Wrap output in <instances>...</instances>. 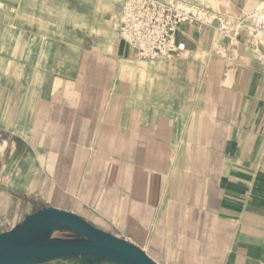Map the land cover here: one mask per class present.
I'll return each mask as SVG.
<instances>
[{"label": "crops", "instance_id": "1", "mask_svg": "<svg viewBox=\"0 0 264 264\" xmlns=\"http://www.w3.org/2000/svg\"><path fill=\"white\" fill-rule=\"evenodd\" d=\"M243 2L250 13L258 6ZM2 3L0 11L17 1ZM217 6L238 15L231 0ZM196 29L178 27L176 55ZM244 37L214 79L210 144L183 157L179 117L163 112L162 96L148 100L130 66L141 59L121 38L127 78L114 94L112 75L95 92L78 79H21L20 37L0 36V234L51 207L135 244L158 264H264V35L259 56ZM154 87L160 94L161 83ZM220 91L232 94L230 110Z\"/></svg>", "mask_w": 264, "mask_h": 264}, {"label": "rangeland", "instance_id": "2", "mask_svg": "<svg viewBox=\"0 0 264 264\" xmlns=\"http://www.w3.org/2000/svg\"><path fill=\"white\" fill-rule=\"evenodd\" d=\"M16 1L15 6L0 11V36L20 37L15 46L22 64L21 79L36 85L78 79L87 87L92 84L95 92V87L107 79L109 83L112 75L113 93L121 90L123 79L127 78L123 75L127 64L120 56L123 43L118 24L125 0ZM179 1L203 11L208 17L221 14L231 22L244 20L251 14L250 8L244 10L243 0H231L238 15L217 6V0ZM16 24L17 29L12 28ZM194 24L200 29H196L179 55L171 59L139 60L130 65L141 75L140 84L148 100L162 96L163 112L175 111L179 117L175 119L179 133L177 148L183 157H188L191 149L195 152L210 144L215 128L210 118L219 95L214 79L221 75L225 61H229V51L243 36L242 33L236 38L235 30H231L230 35L219 38L218 28L223 26L219 18L207 25ZM248 48L259 56L258 47ZM160 83L159 94L154 85ZM220 99L230 110L232 94L220 91ZM50 237L57 240L78 236L71 231H56Z\"/></svg>", "mask_w": 264, "mask_h": 264}, {"label": "water", "instance_id": "3", "mask_svg": "<svg viewBox=\"0 0 264 264\" xmlns=\"http://www.w3.org/2000/svg\"><path fill=\"white\" fill-rule=\"evenodd\" d=\"M75 239H51L56 231ZM58 259H84L90 264H158L135 244L105 232L81 216L43 208L12 230L0 234V264H40Z\"/></svg>", "mask_w": 264, "mask_h": 264}, {"label": "built area", "instance_id": "4", "mask_svg": "<svg viewBox=\"0 0 264 264\" xmlns=\"http://www.w3.org/2000/svg\"><path fill=\"white\" fill-rule=\"evenodd\" d=\"M3 6L0 0V9ZM201 12L179 0H125L118 33L141 60L171 59L182 49L176 40L181 24H210ZM231 30H235L236 38L245 33V43L258 47L264 35V0H259L257 9Z\"/></svg>", "mask_w": 264, "mask_h": 264}, {"label": "bare ground", "instance_id": "5", "mask_svg": "<svg viewBox=\"0 0 264 264\" xmlns=\"http://www.w3.org/2000/svg\"><path fill=\"white\" fill-rule=\"evenodd\" d=\"M210 2V1H209ZM203 3V2H202ZM213 4V3H212ZM258 7V6H257ZM257 9V8H256ZM225 12V11H224ZM226 14V13H225ZM252 14V13H251ZM249 14V15H251ZM204 19L208 20L209 22H212L215 18H219L223 26L221 28H218V32L220 33L221 37H226L227 35H230V30L232 29L233 24H240L243 20L238 19L237 21L231 22L230 20H226L227 17H223L221 14L219 15H213L211 17L206 16L203 12L200 14ZM247 15V16H249ZM182 49L183 46L181 45Z\"/></svg>", "mask_w": 264, "mask_h": 264}]
</instances>
